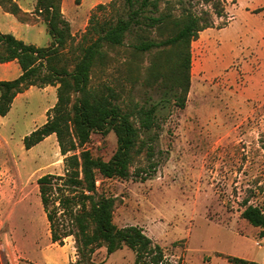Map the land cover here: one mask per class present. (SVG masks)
Returning a JSON list of instances; mask_svg holds the SVG:
<instances>
[{
  "label": "rangeland",
  "instance_id": "1",
  "mask_svg": "<svg viewBox=\"0 0 264 264\" xmlns=\"http://www.w3.org/2000/svg\"><path fill=\"white\" fill-rule=\"evenodd\" d=\"M34 1L20 0L23 7ZM111 1L61 0L74 45L82 41L92 14L102 20L115 18V7L98 8ZM123 2L118 0V6ZM194 6L198 11L213 10L204 0H194ZM220 8L222 16L212 14L215 27L200 32L192 42L185 108L175 106L172 93L162 88L126 81L130 37L125 46L109 51L107 65H97L93 71L92 87H115L124 107L158 106L161 128L151 141L152 160L144 152L135 159L130 178L99 176L97 185L100 193L117 197L115 223L141 227L174 264H235L231 256L264 262L262 228L242 216L246 202L264 210V0H221ZM0 13H4L1 6ZM0 24L7 28L1 14ZM24 33L40 46L52 41L46 26ZM71 45L64 50L70 67ZM147 63L145 57L141 64ZM51 99L52 95L34 90L9 115H0V246L4 242L9 253L5 258L0 252V264L34 263L30 257L38 258V251L51 244L38 179L48 173L64 174V156L56 135L29 150L23 142L35 125L47 119L43 109ZM117 145L111 131L93 133L85 148L108 160ZM151 161L156 163L154 172H149ZM65 244V250L58 243L51 251L56 258L61 252L72 263L78 258L75 237L65 238ZM93 258L105 264H136V253L127 246L111 255L100 248Z\"/></svg>",
  "mask_w": 264,
  "mask_h": 264
},
{
  "label": "trees",
  "instance_id": "2",
  "mask_svg": "<svg viewBox=\"0 0 264 264\" xmlns=\"http://www.w3.org/2000/svg\"><path fill=\"white\" fill-rule=\"evenodd\" d=\"M204 2L211 3L213 10L198 11L194 0H124L122 6L113 0L109 6L100 4L99 9L115 7V18L102 20L92 14L82 41L74 45L75 36L62 13L61 0H37L33 12L25 11L16 0H0L3 10L22 22H34L39 16L52 38L48 46H37L0 31V63L17 60L22 68L19 77L0 80V115L6 116L16 96L32 86L57 87V102L47 112V121L23 142L29 150L48 136H57L65 173L45 174L38 185L53 242L63 245L65 238L75 237L78 258L70 264H105L104 260L94 261L98 249L105 247L111 255L126 246L136 253V264H174L141 227L115 223L117 197L100 193L97 185L99 176L130 178L135 159L144 152L152 160L155 152L151 141L161 128L158 106L136 103L126 108L120 102L121 92L108 84L94 88L92 78L97 65L108 64L109 51L122 48L130 37L127 45L132 57L126 64V81L140 82L148 89L162 88L172 93L175 106L185 108L191 87L192 42L200 32L215 27L212 14L223 15L221 0ZM69 43L74 54L72 67L64 61ZM145 57L148 63L142 66ZM111 131L118 145L110 159L85 148L93 133L107 135ZM150 168L149 172H154L156 163L151 161ZM242 216L261 227L264 237V210L260 206L246 202ZM229 259L235 264H264L242 257Z\"/></svg>",
  "mask_w": 264,
  "mask_h": 264
},
{
  "label": "crops",
  "instance_id": "3",
  "mask_svg": "<svg viewBox=\"0 0 264 264\" xmlns=\"http://www.w3.org/2000/svg\"><path fill=\"white\" fill-rule=\"evenodd\" d=\"M16 1L19 3V5L25 11H29V12H33V10L35 9V6H36V2H37V0H35L33 3L29 4V6L23 7V5H21L20 0H16ZM2 10H3V8H2ZM3 12L4 13H0L1 17L5 18L8 21V24L6 25L7 28H1L0 27V31L1 32L7 31V32H4V33H12L17 38L22 39V40H24L27 43H33V44H36L37 46H40L37 43H34V42L30 41V40H27V38L25 36V33H24L25 29L26 30H32L33 28H42V30H44V26H46V28H47L46 23L39 16H37L39 20H36L34 22H22L15 15L12 14L18 21L13 20L10 17V15H8V14H11V13L6 12L4 10H3ZM50 43H51V39L48 41L47 46ZM21 74H22V68H21V66H20V64L18 63L17 60H13V61H10V62H5V63H0V80H12V79H15V78L19 77ZM34 90H39L40 92H44V93H47L48 95H52L51 103L48 104V106H46L43 109V113L44 114H45L46 111L48 112L56 104V102H57L56 86L48 85V86L43 87V88L32 86L29 89H27L26 91H24L22 93H19L16 96V98L14 99V102H13L12 109L7 115H9L12 112V110L14 109L15 104L18 101L23 100V99L27 100L28 96ZM0 94H1V91H0ZM26 103H27V101H26ZM46 116H47V113H46ZM46 121H47V119L44 118V120H43L41 125H43ZM41 125H35L33 130H35L36 128L40 127ZM52 135L54 136L55 134H52ZM52 135H50L48 137H52ZM45 214H46V212H45ZM46 217H47V214H46ZM47 220H48V218H47ZM47 231H48V229H47ZM49 235L51 237L50 246H47L45 249H42V250L40 249L41 251H38V253H39L38 258L35 257V256H34V258L30 257V259L34 262V263H30V264H69L70 263V258H68V257L66 258L64 255H62L61 252L57 256V258H56V256H54L55 254L51 250L57 247L58 242H53L51 232H49ZM48 239H49V237L47 235V243L49 241ZM37 244H39V247L42 245L41 243H37ZM59 248H60L61 251L65 250L66 244L63 245V246L60 245ZM55 250H57V249H55ZM74 259H75V256L71 260H74ZM15 264H20V263L15 262Z\"/></svg>",
  "mask_w": 264,
  "mask_h": 264
},
{
  "label": "built area",
  "instance_id": "4",
  "mask_svg": "<svg viewBox=\"0 0 264 264\" xmlns=\"http://www.w3.org/2000/svg\"><path fill=\"white\" fill-rule=\"evenodd\" d=\"M0 230H2V229L0 228ZM0 252L3 254V256H4L5 258L9 257V253H8V251H7L6 245H4V242H3V243L1 242ZM10 262H11V260H10ZM12 262H13V261H12ZM12 262H11V264H12Z\"/></svg>",
  "mask_w": 264,
  "mask_h": 264
}]
</instances>
